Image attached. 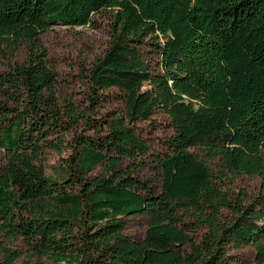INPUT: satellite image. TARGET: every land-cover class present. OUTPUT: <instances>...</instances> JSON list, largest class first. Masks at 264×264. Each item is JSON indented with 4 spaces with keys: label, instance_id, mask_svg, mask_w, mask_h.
<instances>
[{
    "label": "trees",
    "instance_id": "16d2710c",
    "mask_svg": "<svg viewBox=\"0 0 264 264\" xmlns=\"http://www.w3.org/2000/svg\"><path fill=\"white\" fill-rule=\"evenodd\" d=\"M101 12L112 40L89 99L114 88L124 109L85 135L91 116L60 104L42 35ZM3 44L26 56L0 73V264L19 239L39 264H264V191L224 190L264 179V0H0ZM157 109L174 129L164 154L134 129ZM46 149L71 151L55 176ZM135 216L151 218L142 241L125 232ZM244 246L253 263L232 255Z\"/></svg>",
    "mask_w": 264,
    "mask_h": 264
},
{
    "label": "rangeland",
    "instance_id": "374dc122",
    "mask_svg": "<svg viewBox=\"0 0 264 264\" xmlns=\"http://www.w3.org/2000/svg\"><path fill=\"white\" fill-rule=\"evenodd\" d=\"M111 20L109 12L96 13L92 17V23L87 26L54 25L42 35V41L48 51V59L58 73V96L59 102L65 108L73 103L79 112L86 113L91 117V125L85 126L82 122L76 124V133L94 135L104 132L105 121L112 120L115 115L123 114L124 103L122 94L117 89L104 91L103 101L94 103L89 99L93 93L90 80L91 68L95 62L103 56L111 43ZM26 52L19 49L12 52L6 45L0 46V73L5 71L10 63H22ZM151 59L155 58L153 53ZM98 101V100H95ZM97 106V107H96ZM66 120L69 117L66 115ZM99 126V127H97ZM137 134L158 153L164 154L168 150V141L174 135V129L168 115L157 109L149 120L138 121L135 126ZM103 134V133H102ZM71 140V136H68ZM194 151V149H193ZM66 149L59 153L54 149H46L40 163L45 168L47 175L55 176V170L62 166L65 158L70 154ZM5 163V152L0 149V172ZM216 170V163L210 162ZM101 167L93 173L99 174ZM143 175L153 179L159 185V175L156 168L150 167L143 171ZM233 178V176H232ZM224 190L230 194H248L250 198L264 191V179L258 176L238 175L231 180L227 179ZM151 218L149 216L129 217L125 232L134 241H142ZM196 236V235H195ZM20 256L16 264H39V257L30 252L22 239L14 241L12 246ZM232 255L240 261L254 262L257 254L253 247L244 246L231 251Z\"/></svg>",
    "mask_w": 264,
    "mask_h": 264
}]
</instances>
